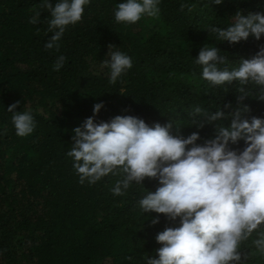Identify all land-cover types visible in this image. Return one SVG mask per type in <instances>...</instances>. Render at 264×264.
<instances>
[{"label": "trees", "instance_id": "16d2710c", "mask_svg": "<svg viewBox=\"0 0 264 264\" xmlns=\"http://www.w3.org/2000/svg\"><path fill=\"white\" fill-rule=\"evenodd\" d=\"M40 0H0V264H137L160 245L155 236L171 226L161 215L159 224L137 206L158 182L133 184L122 196L111 188L119 177L106 176L94 185L79 183L66 156L73 128L93 115V105L103 102L97 122L116 115H134L149 125L177 123L187 136L199 131L214 134L213 125L197 129L188 113L193 105L210 111L236 103L235 88L209 89L200 79L194 60L205 45H215L236 66L251 58L264 37L235 44L216 41L209 24L221 27L240 10L264 11L261 0H161L159 18H142L135 24H117L113 12L120 0H92L83 19L69 26L59 52L44 45L50 13L41 22H28ZM187 7L181 11V3ZM109 45L127 53L133 66L116 84H109L102 67ZM64 66L53 70L56 56ZM19 101L17 111L30 110L34 132L19 137L7 107ZM245 103L246 118L264 117V101L253 95ZM226 123V121H225ZM233 147H244L243 141ZM148 219V220H147ZM254 251V249H248ZM251 264H264L253 255Z\"/></svg>", "mask_w": 264, "mask_h": 264}, {"label": "clouds", "instance_id": "9594fccd", "mask_svg": "<svg viewBox=\"0 0 264 264\" xmlns=\"http://www.w3.org/2000/svg\"><path fill=\"white\" fill-rule=\"evenodd\" d=\"M92 0H40L28 22H41L47 11V50L59 52L69 26L81 22ZM224 0H209L220 5ZM161 0H120L113 16L117 24H135L142 18H159ZM264 5V0H261ZM192 7L181 3L183 11ZM207 31L218 42L235 44L250 37H264V11L238 10L225 27L209 24ZM102 67L108 69L109 84H116L133 66L132 58L109 45ZM66 62L57 55L53 70ZM200 79L209 89L235 88L236 103L215 111L193 105L188 113L197 129L214 126V134L202 138L199 131L185 136L177 123L149 125L134 115H116L97 122L103 102L93 105V115L73 128L66 156L79 183L94 185L106 176H117L110 190L122 196L131 185L155 180V191H147L137 206L151 217L154 226L161 215L169 225L158 232V248L147 252L139 264H251L253 255L264 256V117L246 118V98L264 101V44L251 58L232 66L215 45H205L194 60ZM19 101L9 105L11 123L19 137L31 135L36 120L30 110L17 111ZM226 121V123H225ZM3 135V132H0ZM243 141L244 147H233ZM149 219V215H146ZM147 219V220H148ZM248 249H254L249 251ZM128 264H137L126 255Z\"/></svg>", "mask_w": 264, "mask_h": 264}]
</instances>
